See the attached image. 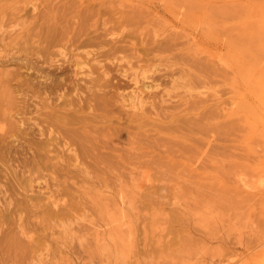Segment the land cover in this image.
<instances>
[{
    "label": "rangeland",
    "instance_id": "obj_1",
    "mask_svg": "<svg viewBox=\"0 0 264 264\" xmlns=\"http://www.w3.org/2000/svg\"><path fill=\"white\" fill-rule=\"evenodd\" d=\"M0 264H264V0H0Z\"/></svg>",
    "mask_w": 264,
    "mask_h": 264
},
{
    "label": "bare ground",
    "instance_id": "obj_2",
    "mask_svg": "<svg viewBox=\"0 0 264 264\" xmlns=\"http://www.w3.org/2000/svg\"><path fill=\"white\" fill-rule=\"evenodd\" d=\"M33 6L35 7V5H33ZM187 7H189V6H187ZM48 30H50V29L49 28L46 29L47 33H45L43 38L40 39V42L37 43V46H39L40 43L44 44V45H41V47H43V48H51V47H54V46L58 45L60 47V49H61V50L59 49V53L61 55H63L64 58L67 57L66 51L62 50V48H67L69 46L71 48L72 47V43H73L72 42V38L68 37V38L65 39L64 36L61 34V32L60 33L59 32L58 33H49ZM84 40L80 41L81 44H82V42ZM32 48L34 49V47H32ZM40 55H42V54H40ZM70 57H71V55H70ZM65 60L66 59H62V62H58L57 67L63 69L65 67H67V66H71V70H72V63H71L72 60H70V61H65ZM55 61H59V60L55 59ZM80 64H81L80 62H76V65L80 66ZM73 72L78 74L77 69L75 67H73ZM76 79H78V78H76ZM78 80H80V79H78ZM67 82H68V84H67ZM73 82L75 83V85L78 84L77 80H75ZM51 83L52 82H50V83L47 82V83L43 84V86L46 89L44 91L48 92V95L52 94V95L47 96L46 98L48 100H50L48 102V104H49L48 106L53 110V113L56 114L57 116H59L58 117V121L59 122L56 125V124H53V123L48 121V125H46L47 127L45 128V130L43 128H40V134L39 135L42 136L43 134H46V136H48L47 140H49V135L52 132L55 131L57 134H59V136H61L63 138V141L67 145V148H69V150H73L72 147H71L72 146V141L69 140L70 138L68 136V132L72 130V122H70V123L66 122V117H68L70 115V113L65 114V113H62L64 111L60 110L63 107L67 108V106H69L70 109L72 110V76L69 77L68 81H66V80L58 81V82L57 81H53V83L52 84ZM62 84H67V85L64 86ZM65 110H68V108L65 109ZM3 130H6V128H3ZM1 134H3L4 136L11 135L10 133H7L6 131H3ZM48 145L49 144H46V143H44V141L40 140V141H37V142H35V141L28 142L27 147H28L29 150H31L33 153H35L36 150L45 149V147L48 146Z\"/></svg>",
    "mask_w": 264,
    "mask_h": 264
}]
</instances>
